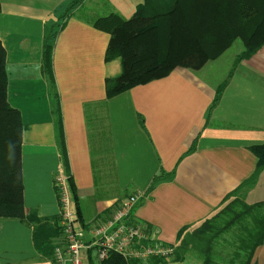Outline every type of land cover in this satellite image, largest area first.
<instances>
[{"label":"crops","instance_id":"1","mask_svg":"<svg viewBox=\"0 0 264 264\" xmlns=\"http://www.w3.org/2000/svg\"><path fill=\"white\" fill-rule=\"evenodd\" d=\"M73 1L0 0L8 101L23 121L26 211L60 216L54 179L64 173L73 184L77 229L89 231L142 193L135 220L154 244L175 246L183 228L211 215L256 171L250 147L264 142V47L218 83L206 68L225 52L198 71L177 67L108 98L106 78L118 76L122 64L106 61L111 35L93 23L111 13L131 18L145 0ZM61 24L47 74L46 32ZM162 170L173 174L154 181ZM263 178L264 169L255 186L241 189L245 199ZM253 262L264 264V243ZM0 264L55 263L38 251L33 224L0 218ZM162 264H202V257L190 252Z\"/></svg>","mask_w":264,"mask_h":264},{"label":"trees","instance_id":"2","mask_svg":"<svg viewBox=\"0 0 264 264\" xmlns=\"http://www.w3.org/2000/svg\"><path fill=\"white\" fill-rule=\"evenodd\" d=\"M79 2L74 0L72 6ZM93 24L111 35L106 61L119 58L122 64L118 76L106 78L107 97L111 98L137 85L164 78L177 67L198 71L241 40L244 49L235 57L232 74L238 63L264 47V0H145L131 18L111 13L96 18ZM63 27L61 24L57 30L46 32L43 63L47 74L51 72L53 41ZM226 84L227 80L217 88L215 103ZM7 92L6 49L0 39V218L33 224L38 251L54 260V245L62 234L60 216L38 218L26 211L23 121L20 111L9 103ZM140 121L144 126L142 116ZM194 148L192 145L190 151ZM250 150L258 158L254 174L229 193L211 215L179 232L174 260H183L191 252L202 257V264H256L255 253L264 243V200L248 203L241 189L255 186L264 169V142L252 145ZM172 174L162 170L154 181ZM70 183L74 192L71 180ZM231 232L236 236L237 249L225 254L219 250L220 240L231 241L225 237ZM165 261L154 257L152 264ZM136 262L112 253L100 264ZM91 264L98 263L92 260Z\"/></svg>","mask_w":264,"mask_h":264},{"label":"built area","instance_id":"3","mask_svg":"<svg viewBox=\"0 0 264 264\" xmlns=\"http://www.w3.org/2000/svg\"><path fill=\"white\" fill-rule=\"evenodd\" d=\"M55 188L60 205L62 234L54 245L55 264H91L105 261L112 253L128 260H148L160 257L169 260L175 247L156 245L146 229L135 220L134 209L142 193L121 201L113 215L89 231L76 228L77 211L70 176L58 173ZM162 264V262L158 263Z\"/></svg>","mask_w":264,"mask_h":264},{"label":"rangeland","instance_id":"4","mask_svg":"<svg viewBox=\"0 0 264 264\" xmlns=\"http://www.w3.org/2000/svg\"><path fill=\"white\" fill-rule=\"evenodd\" d=\"M244 49L243 42L241 40H236L234 44L227 50L225 51V55L220 58L218 61L211 62L207 69H212V71L208 74V78H210L211 81H215L216 83L221 82L224 80V78L227 77V74L229 70L233 67V63L235 60V57L238 53H240ZM217 58V59H218ZM205 73V72H203ZM264 200V178L262 179V182L257 186L252 189L247 198L246 201L248 203H254L258 201H263ZM226 239L231 240V241H225L224 239H221L220 243L221 246L219 250H221L223 253L227 254L233 253L237 247L236 243L234 242L236 240V236L231 232L230 234L225 235ZM230 254V255H231ZM98 263V261H96Z\"/></svg>","mask_w":264,"mask_h":264}]
</instances>
